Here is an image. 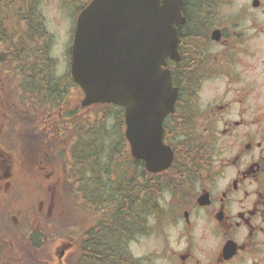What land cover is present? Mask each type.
Here are the masks:
<instances>
[{
    "label": "flooded vegetation",
    "instance_id": "obj_1",
    "mask_svg": "<svg viewBox=\"0 0 264 264\" xmlns=\"http://www.w3.org/2000/svg\"><path fill=\"white\" fill-rule=\"evenodd\" d=\"M183 2L180 59H167L177 100L163 121L174 162L160 173L129 145L115 154L93 142L92 110L53 33L48 51L25 54L24 39L44 37L23 34L13 51V38L0 36V264H61L63 221L80 199L89 239L95 201L136 208L129 234L142 225L162 239L149 264H264V0ZM117 122L123 134L124 116ZM143 235L129 240L132 253Z\"/></svg>",
    "mask_w": 264,
    "mask_h": 264
},
{
    "label": "water",
    "instance_id": "obj_2",
    "mask_svg": "<svg viewBox=\"0 0 264 264\" xmlns=\"http://www.w3.org/2000/svg\"><path fill=\"white\" fill-rule=\"evenodd\" d=\"M182 10L183 0H92L77 18L71 71L85 92L82 105L124 107L132 155L150 172L168 169L174 157L163 120L177 90L165 67L168 57L179 60Z\"/></svg>",
    "mask_w": 264,
    "mask_h": 264
},
{
    "label": "trees",
    "instance_id": "obj_3",
    "mask_svg": "<svg viewBox=\"0 0 264 264\" xmlns=\"http://www.w3.org/2000/svg\"><path fill=\"white\" fill-rule=\"evenodd\" d=\"M40 1L41 0H0V36L13 38V40H11L13 51H16L14 46L21 43L20 38L23 34L24 37L34 34L44 37L43 42L27 41L24 39V54L26 52L47 51L50 37L49 33L44 29L45 21L39 10ZM23 20L24 27L21 23L9 26L12 32L6 30V25L3 24L4 21L21 22ZM42 47L44 48L42 49ZM93 109H97L96 115L99 119L96 123L100 125L103 119L102 117H105L106 111L108 115H110L112 109H116L118 111V118L123 116V111L119 107L113 105H96ZM90 131L93 142L96 143V139L99 135L97 127L95 128L92 126ZM81 164L87 166L85 161H82ZM81 189L84 193L85 187H81ZM161 190V182L157 180V197ZM77 191L80 192V187L77 188ZM141 196L139 213L142 218L144 213L143 203H148L149 191L145 196ZM95 202L99 209L97 213L98 225L94 229L91 239H89L90 233L87 231V226L84 222V215H86L87 210L86 203L80 201L73 204L74 212L80 210L81 213L75 218V224L70 230H74L75 232L69 233L68 230L66 234L69 238L74 239L77 245V249L72 251L69 256V260H71L72 264H144V258L135 257L128 247L129 240L132 236L145 233L143 226L140 225L137 232L129 234V230H132L135 225L134 216L137 213V209L131 210L125 208L121 211L119 203L110 201L107 203V206H104V204H101L100 200ZM106 208L108 210L107 212Z\"/></svg>",
    "mask_w": 264,
    "mask_h": 264
},
{
    "label": "rangeland",
    "instance_id": "obj_4",
    "mask_svg": "<svg viewBox=\"0 0 264 264\" xmlns=\"http://www.w3.org/2000/svg\"><path fill=\"white\" fill-rule=\"evenodd\" d=\"M74 3L75 0L40 1L39 10L46 24L44 25V29L46 32H50L55 35V51L60 58H64V52L67 50V45H69L70 42L69 37L71 28L73 26L74 13L76 12V8L73 5ZM102 118L105 119L106 123L101 121L100 125L99 123H96L98 119H95L94 117V120L90 123V128L92 126L95 128L97 127L100 133L98 143L103 148H110L112 153L115 152V154H118V150L121 148L124 149L125 147L120 125H118L117 122L118 111L116 109H112L110 115H108V112L106 111L105 117ZM104 124H106L107 127L109 126L107 133L105 129L102 128ZM102 132H105V135L102 136ZM79 213H81L80 210H78V214ZM161 244V238L153 233L148 232L147 234L140 236L137 242L132 244L131 249L136 256H150L152 255V252L159 248ZM152 260H154L153 256ZM153 264H168V260L166 257H163L159 260H156Z\"/></svg>",
    "mask_w": 264,
    "mask_h": 264
}]
</instances>
